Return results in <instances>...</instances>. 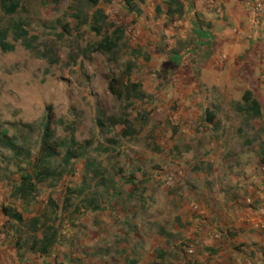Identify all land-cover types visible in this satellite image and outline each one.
<instances>
[{
  "label": "rangeland",
  "instance_id": "1",
  "mask_svg": "<svg viewBox=\"0 0 264 264\" xmlns=\"http://www.w3.org/2000/svg\"><path fill=\"white\" fill-rule=\"evenodd\" d=\"M5 1L18 9L11 16L0 9V36L12 46L0 47V137L6 132L15 143L13 150L0 145V242L25 253L41 249L53 231L46 256L53 252L54 264H171L177 251L195 264L183 243L168 245L172 225L181 228L170 194L183 193L198 174L216 192L221 177L247 166L263 174L264 74L244 56L203 81L207 57H194L198 34L190 27L192 19L204 25L203 16L188 20V4L215 12L207 0H182L184 15L173 19L164 15L167 0H136V14L117 0ZM97 10L103 16L95 24ZM16 23L28 32L25 41L14 39ZM105 38L118 39L117 47L93 52ZM245 91L259 103V118L244 113ZM193 96L201 102L188 113L181 100ZM45 123L56 176L25 200L13 197L18 168L31 172L41 154ZM66 152L74 155L68 165ZM220 185L228 189L229 181Z\"/></svg>",
  "mask_w": 264,
  "mask_h": 264
},
{
  "label": "crops",
  "instance_id": "2",
  "mask_svg": "<svg viewBox=\"0 0 264 264\" xmlns=\"http://www.w3.org/2000/svg\"><path fill=\"white\" fill-rule=\"evenodd\" d=\"M179 1L183 6L182 15L164 14L167 19L184 15L187 5ZM215 3L220 13H211L201 2L188 4V20L194 15L203 16L200 18L203 27L194 24L193 19L190 21L193 33L198 34L193 55L207 57V63L201 67L205 73L203 81L206 82V75L211 77L207 81H212L221 73V68L234 69L244 56L246 62L254 63L255 73L264 74V0H261L263 12L256 17L251 11V0H215ZM213 43L217 45L215 49H211ZM221 55L226 59L224 66ZM200 102L201 98L194 96L181 100L188 113ZM186 120L196 127L192 115ZM262 173L255 175L247 166L229 180L221 177L217 185L221 190L217 192L209 189L211 185L200 174L190 177L191 186L183 188L181 194L172 192L169 197L171 213L178 218L181 228L172 225L167 235L168 245L183 243L195 264H264V168ZM228 181V189L220 185ZM53 255V252L46 256L30 250L24 253L8 241L0 242V264H54L59 258L55 260ZM170 262L185 263L179 251Z\"/></svg>",
  "mask_w": 264,
  "mask_h": 264
},
{
  "label": "trees",
  "instance_id": "3",
  "mask_svg": "<svg viewBox=\"0 0 264 264\" xmlns=\"http://www.w3.org/2000/svg\"><path fill=\"white\" fill-rule=\"evenodd\" d=\"M8 1V0H7ZM123 3L129 11H135L136 13V6L135 1L136 0H117ZM139 2H142V0H138ZM86 2L90 6H97L99 0H86ZM0 9L6 16L13 15L17 9L18 4L9 2V4H6L5 0H2L0 2ZM155 13L158 15L160 14V9L157 7L155 9ZM183 13V6L180 3L179 0H167V10H166V16L173 17L174 15L181 16ZM103 16L102 12L97 10L93 15V21L96 23L99 22L101 17ZM14 29V39L20 40L25 39L28 36V32L25 31L21 24L16 23L13 26ZM117 33H119V30H116ZM121 34V33H120ZM118 39H115L113 41H110L109 39L105 38L98 44H96L93 47V52H102V53H108L113 51L117 47ZM0 47L1 49H6L9 47L10 50H12V46H7L4 44V35L2 34L0 36ZM131 89L133 91H136L138 89L137 84H131ZM112 91V90H111ZM127 98H129V94L127 95ZM242 103L244 105L243 111L251 118H259L262 115V109L259 105V103L254 99L252 93L250 91H245L241 97ZM205 121L207 123H212L214 119V115L210 111L205 112ZM51 139V133L48 129L47 123L44 124V134H43V140L41 143V154L40 156L35 160L34 164L32 165V171L31 172H25L22 168H18V172L22 173L20 182L18 186L14 188V192L12 193L13 197H18L22 200H25L28 196L32 195L36 190V185L41 184L44 181L48 180L51 177L56 176V172L52 165V153L49 152V142ZM0 145L3 149L7 150H13L15 148V143L11 138L7 137V133L3 132L0 137ZM74 158V155L70 152H66L65 158L63 160V164L68 165L71 159ZM86 168L88 169V165H86ZM49 203H52L51 200ZM3 215L7 218L13 219L17 223H23L21 214L15 212L12 210V208H3ZM55 233L51 231L50 235L48 236L45 234L42 238L44 246L40 249H35L34 251L39 253L40 255L47 254L48 250L52 246V244L55 241ZM15 247L17 250H20V246L18 243L15 244Z\"/></svg>",
  "mask_w": 264,
  "mask_h": 264
},
{
  "label": "built area",
  "instance_id": "4",
  "mask_svg": "<svg viewBox=\"0 0 264 264\" xmlns=\"http://www.w3.org/2000/svg\"><path fill=\"white\" fill-rule=\"evenodd\" d=\"M207 3L215 9L216 13L221 12L219 5H217L214 0H207ZM251 11L255 17L259 16L263 12V5L261 3V0H251ZM164 183L166 185H170L172 183V177L166 176L164 178Z\"/></svg>",
  "mask_w": 264,
  "mask_h": 264
}]
</instances>
